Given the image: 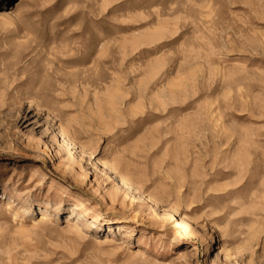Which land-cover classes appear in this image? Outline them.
I'll use <instances>...</instances> for the list:
<instances>
[{
	"label": "rangeland",
	"instance_id": "1",
	"mask_svg": "<svg viewBox=\"0 0 264 264\" xmlns=\"http://www.w3.org/2000/svg\"><path fill=\"white\" fill-rule=\"evenodd\" d=\"M0 264H264V0H0Z\"/></svg>",
	"mask_w": 264,
	"mask_h": 264
},
{
	"label": "bare ground",
	"instance_id": "2",
	"mask_svg": "<svg viewBox=\"0 0 264 264\" xmlns=\"http://www.w3.org/2000/svg\"><path fill=\"white\" fill-rule=\"evenodd\" d=\"M44 217H45V215L42 217V220H45ZM47 218H48V217H47ZM110 240H112V239H110ZM106 241H107V240H106ZM108 241H109V240H108Z\"/></svg>",
	"mask_w": 264,
	"mask_h": 264
}]
</instances>
